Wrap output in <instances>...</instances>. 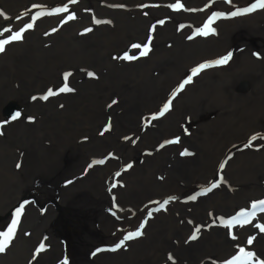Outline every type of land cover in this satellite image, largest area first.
<instances>
[{
    "label": "rangeland",
    "instance_id": "1",
    "mask_svg": "<svg viewBox=\"0 0 264 264\" xmlns=\"http://www.w3.org/2000/svg\"><path fill=\"white\" fill-rule=\"evenodd\" d=\"M255 2L256 0H230V2L229 0H76L75 3H71L70 0H29L24 3H17L16 0L15 2L10 1L11 4H7L4 0H0V12L3 13L0 16V40L10 39L11 35L16 31L24 28L29 23L33 24L31 29H26L23 33L21 40L10 41L9 45L7 44L8 46L5 45V55L10 53V47L13 50L28 48V52H34V63H36L25 67L27 76L11 77L10 79V76L7 75L3 80L0 79V138L6 139L7 137L4 141L0 140V234L8 231L12 225L16 210L20 208L15 206L17 200L24 198L25 193H21L20 191L25 188H32H22L21 185L24 169L23 163H21V151L19 150L26 146L25 143L28 138L24 134L22 135V129L19 126L12 132L14 128L12 123L17 121V118L22 117L23 114H28L25 111L27 104H33L34 101H48L47 111L53 109L58 117L46 116L42 127L39 123L40 118L33 114L34 120L37 121V126L35 127L40 132H45V136L51 139L57 138L56 141H62L64 135H57L55 133L58 129L57 126H55L56 129L51 133L47 131L50 123H56L59 118H64L66 122L73 119V117H70L71 113L65 114L67 111L64 110L70 104L77 105L79 101H81L79 104H83L87 99L89 91H92L94 97L100 99V107L97 109L98 119L89 121V126L91 130H98L96 133L97 138L108 137L111 144L107 148H104L101 153L85 158L83 165L86 168H94V171H99L102 170V167L112 164L108 168L109 174L105 172L100 175V178L105 179L103 189L96 187L92 189L86 188L89 192L85 200L89 210H91L89 206L91 203L87 201L89 197L93 195H96V199L105 195L108 197V204H105L101 212L106 215L108 222L111 223L109 226L112 229L110 233H106L100 228H94L99 237H97L98 239L94 243L93 248H101L103 251L100 252L102 254H97L91 257V259L96 256L105 255L103 257L106 258V262L97 263L115 264L119 257L124 258L129 255L127 254L128 250L123 252L122 248H133L135 241L139 240V237H136L128 241L130 244L122 246L115 251L112 250L120 242L124 234L138 230V227L144 220V216L138 222L140 217L139 210L113 202L111 196L114 194V191H117V188L122 189L125 187V177L129 180L134 172L144 168L146 164H148L152 171L155 167L158 168L159 173L154 178L161 183L159 184L160 186L168 184L167 194L159 196H167L169 202L166 206L171 205L174 201L178 203L186 201L185 194L178 193L181 189L180 185L190 179H197L200 173H207L204 177L205 181L196 183L198 187L196 186L189 192L191 198L195 197V199H191L190 203H195L191 208H185L187 211L190 210L191 215L203 218L198 221L204 224V221L208 220V214L206 217L204 212H208V210L198 209L196 212H193V209L199 204V200H207L208 195L215 191H204L209 179L207 175L208 173L211 175L210 169L206 166L200 169V165L186 162L187 164H185L181 175L174 176L172 174L173 156L176 154L177 157L178 155L182 157V153L192 155L194 152L199 158L202 154L201 151L190 145L191 139H193L191 135H194L199 130L198 124L208 118L216 117L219 111L218 105H234L232 102L217 104L220 100L218 94L206 93L207 98H205L200 93V87L207 80L215 79L216 73L226 72L228 71L227 69L233 68L235 64L240 65L245 53L252 58L253 56H258L260 60L264 61V9H257L252 13L236 17H231L230 15L232 11L238 8L250 7ZM177 3L181 4L182 7L174 8L173 5ZM15 4L22 6H13ZM65 5L68 7L67 12L56 11ZM77 9H79V15L69 20V15L74 16V14L78 13L70 14V12ZM213 14H222L211 24L214 31L209 32L208 35H199L198 32L203 29L209 17L213 16ZM33 17L37 18L33 20ZM83 18L90 19L88 22L89 26L92 25L93 29L98 30L97 33H100V35L104 34V37L108 36L109 39L112 36L113 38L111 39L121 41L123 36L121 31H124L128 34L129 41L127 43L125 41L122 48L113 49V52L110 54L111 56L106 57L112 65L105 68H102L97 59L88 58L89 61H87L85 55L77 59H66L64 47L61 49L60 45H56V49L63 53L64 59L58 61L59 63L55 67H48L46 65L48 85L38 90L33 72L40 68L41 53L51 48L50 39L45 33H48L50 28L55 32L59 30L64 32L65 29L73 27L75 22L83 20ZM97 20L101 21V23H96ZM123 20L136 23L138 26L134 24L123 25ZM145 22L148 23L147 27H145ZM71 23L73 24L70 25ZM65 25L68 26L63 29ZM149 37L151 38L150 40ZM197 40L205 42V44L211 43V48L216 49L214 51L210 50L211 52L201 54L184 63L175 60L173 56L168 54L170 49L174 51L177 47L190 43L194 44ZM33 41L34 46L31 45ZM126 44L129 47H127V50H123ZM136 44L141 47L134 48L133 45ZM145 44H148L149 51L147 55L141 56L140 53L144 50ZM66 46L69 49L73 47L71 43H68ZM107 50V52L111 51L108 48ZM242 51H245V53L242 54ZM229 52L232 53V58L227 64L214 65L203 69L196 76L192 77L191 83L185 85L182 90L177 92L180 84L191 75L192 69L202 63L212 64L215 60L222 58ZM126 56L132 57V59H125ZM1 62L0 60V69H4V72H9L11 68L9 62ZM133 62H135L134 66L138 68L128 67L132 66L130 64ZM121 63L127 65L128 69H124V73H117L119 64ZM89 72L94 73V76L90 77L88 75ZM58 73L59 80L56 81L54 77ZM65 74H69L67 80L64 79ZM78 74H80V77L76 80L75 76ZM163 74H166L167 79L160 86L159 93L151 100L144 102L141 105L142 108H133L132 106H136L135 99L138 97V94H140L139 96H144L145 90L155 79H160ZM76 81H79V83ZM247 84L248 81L246 80L237 82L235 85L237 92L243 91ZM65 86L71 89V91L60 92V89ZM49 89H52L56 95L50 96L47 100L42 99L41 97L46 95ZM174 92H176L175 96L172 95ZM33 97H36V99H33ZM249 97L254 98V93ZM66 100L68 101L66 102ZM113 101L116 102L113 103ZM169 101H171L169 110L161 116L159 114L160 111L163 109L164 104ZM213 105L216 107H213ZM209 108L210 111L203 113ZM17 113H19L18 116ZM14 116H16L15 119H13ZM153 117L156 118L153 119ZM134 119H136L137 123H134ZM6 121L12 125L11 130L6 128ZM85 123L88 126V122ZM251 124L252 122L248 123L247 126ZM79 128L76 126V131L80 133L77 140L87 142L89 140L88 133L82 129L78 130ZM259 130L260 126H253L251 128V132L254 133ZM66 137H69L68 141L70 143L74 136L68 135ZM45 145L48 146V143ZM46 151L49 153L48 149ZM58 152L59 150L55 154L58 162H60ZM61 157L64 165L72 163L70 162L72 159L70 149H64ZM188 157L190 156H184L183 158ZM162 158L165 160H161ZM96 161H103V163H94ZM17 164L20 165L19 168H17ZM175 167L177 166L175 165ZM88 171L90 172L91 170ZM66 174L68 175V172L65 171L64 167L53 186L43 177L41 181H37L34 184L36 186L35 192L41 189V187L48 189L46 192H36L39 197L32 194L37 198L38 203L43 204L42 210L45 213L47 212L46 209L50 208V215H53L55 212L52 211L57 206L63 205L60 202L58 192L63 194L69 191L66 188L67 186H65L64 175ZM27 175H30V172ZM218 176V172L213 173L214 178H218ZM74 180L70 179L69 183L74 182ZM96 189L99 190L98 193H96ZM199 189L203 192H199ZM31 202V200L25 201V203ZM149 203L152 205L149 209L154 210L155 205L153 200ZM66 205L71 206V204ZM37 207L33 206L32 208L36 209ZM25 208L28 207L21 209L19 223L16 226L12 240L9 242L5 252L0 253V264H4L2 260L6 261L8 257L11 258L17 254L24 253V256H20L19 260H16L14 264L34 263L33 254L29 260L30 263L28 260H24V258L30 256V247L17 242L18 237L21 236L27 224V222L22 221ZM260 208L262 209V213H264V207ZM160 212L164 213L158 210V213ZM62 214L63 212L60 216ZM251 214L255 216L253 210L250 211L249 215ZM148 217L149 215L145 220ZM61 219L66 218L62 215ZM178 221L170 229L172 230V234L176 230L179 231L178 234H173V240L165 234L167 233L165 231H162L158 235L157 249L158 254L161 256L159 264H177L178 258H182L180 253L177 254L178 249L167 247L168 244L164 239L166 237L170 238L169 242L173 241L175 244L181 243L180 241L184 236L180 234L184 231L187 232V230H182L187 228V225ZM65 227L70 237L60 235L61 245L63 244L61 248L62 255L64 260L67 259L68 264H73L72 260L77 262L72 257V255L77 256V252L72 253V246L74 245L72 236L74 234L71 235L72 231H70L67 225ZM203 230L202 232L204 233L205 230ZM142 233L144 234V229H142ZM243 245H248L245 236L243 240L236 239V243L232 245L231 251L227 254L228 256L224 257L225 259L217 254L212 257H205L201 264H228L229 261H232V254L243 248ZM93 248L91 246L90 250H93ZM150 249L152 248H148V250ZM87 251L89 252V249ZM152 251H149L151 255ZM34 254L35 256L39 255L35 251ZM91 255L92 253H90ZM170 256L172 259H169ZM247 259H249L247 256H243V260ZM54 264L61 263L56 262Z\"/></svg>",
    "mask_w": 264,
    "mask_h": 264
},
{
    "label": "bare ground",
    "instance_id": "2",
    "mask_svg": "<svg viewBox=\"0 0 264 264\" xmlns=\"http://www.w3.org/2000/svg\"><path fill=\"white\" fill-rule=\"evenodd\" d=\"M10 1L15 2L16 0H4L7 4H11ZM27 1L29 0H17V3ZM13 6L22 5L15 4ZM75 12H78L74 14L77 17L79 9L71 11L70 14ZM89 20L83 18V20L75 22L74 26L68 29H65L68 26L65 25L63 27L65 29L64 32L60 30L55 32L50 28V31L45 33L50 39L51 48L41 53L40 68L33 72L38 90L48 85L46 65L48 67H55L59 63L58 61L64 59V55L66 59H77L85 55L87 61H89L88 58L97 59L102 68L111 67L112 63L106 57L111 56L110 54L113 52V49H120L124 46L125 41L126 43L129 41L128 34L121 31L123 35L121 41L111 39L113 38L112 36L109 39L108 36L104 37V34L100 35V33H97L98 30H94L92 25L89 26ZM126 24L138 26L136 23L123 20V25ZM147 24L145 22V27H147ZM85 29H91V31H85ZM68 43H71L73 47L69 49L66 46ZM31 45L34 46V41ZM56 45H60L61 49L64 47V55L56 49ZM125 46L123 50H127V47H129L127 44ZM211 47V43L205 44V42L197 40L194 44L182 45L174 51L170 49L168 54L173 56L175 60L184 63L201 54L211 52L210 50L214 51L216 49H212ZM107 48L111 51L107 52ZM241 53L244 54L245 51ZM243 57L240 65L235 64L233 68L227 69L228 71L226 72L217 71L215 79L207 80L200 87V93L205 98H207L208 93L218 94L220 100L217 104L232 102L234 105H239H218L219 111L216 117L208 118L198 124L199 130L194 135H191L193 139H191L190 145L201 151L202 154L199 158L194 152L192 155H184L190 156L188 158H183V155L182 157L180 155L177 157L176 154L173 156L172 174L174 176L181 175L185 164H187L186 162L196 163L200 165V169L203 166L210 169L211 175L209 173L207 175L209 179L207 180L205 189L211 188L213 183L217 184V187L212 188L215 191L208 195L207 200H199V204L193 209V212H196L198 209L208 210V212H204L206 217L208 214V220H205V223L202 224L203 222L198 220L203 218L193 216L190 210L187 211L185 209L191 208L195 203H190L192 198L189 196V192L196 186L198 187L196 183L205 181L204 177L207 173H200L197 179H190L180 185L181 189L178 193L185 194L186 201H182V203L174 201L171 205H165V208H160V204L164 200H167V196H159L167 194L168 184L160 186L159 184L161 183L154 178L159 173L158 168L155 167L152 171L148 164H146L144 168L134 172L129 180L125 177V187L122 189L117 188V191H114V194L111 196L113 202L139 210L140 217L138 222L144 216L142 222L144 224V234L138 238V241H135L133 248H122L123 252L128 250L127 254L129 255L124 258L119 257L115 264H159L161 256L158 254L157 249L158 235L162 231H165L167 232L165 234L173 240L172 237L178 234L179 231L176 230L173 235L170 229L178 220L187 225V228L182 229L187 230V232L184 231L180 234L184 236L180 241L181 243L175 244L173 241L169 242L170 238L164 237L165 242L168 244L167 247L178 249L177 254L180 253L182 257L178 258L177 264H201L205 257H212L217 254L225 259L224 257L231 251L232 245L236 243V239L243 240L244 236L247 241L250 238L253 239L251 245H243L245 253L251 252L253 253V257L251 260H243V256L245 257V255H242L239 249L232 254V261L236 260V264H256V261H261L264 264V232L260 231V227H264V213H262L260 207H264V205L259 204L261 200H264V61L260 60L258 56H253L252 58L247 53ZM0 60L2 61L1 63L9 62L11 66L9 72H4V69H0V79L2 80L7 75L10 76V79L11 77L27 76L25 67L36 64L34 63V52H28V48L13 50L10 47L8 55H5V51L0 54ZM134 64L135 62L130 64L132 66L128 67L138 68ZM126 68L127 65L119 64L117 73H124V69ZM79 77L80 74L76 75L75 79L78 80ZM166 79V74H163L160 79H155L145 90V97L138 94V97L135 99L136 106L132 107L142 108L141 105L144 102L151 100L159 93L158 90L165 83ZM54 80H59V73L54 77ZM244 80L248 81V84L243 91L237 92L236 83ZM76 82L79 83V81ZM249 93L250 95L254 93V98L249 97ZM99 100V98L93 96L92 91H89L87 99L83 104H79L81 103L79 101L77 105L70 104L64 110L67 111L65 114L71 113L69 115L73 119L66 122L64 118H59L56 123H50L47 131L51 133L56 129L55 126H57L58 129L55 133L57 135H64L62 141H56L57 138L51 139L45 136V132H40L35 127L37 126V121L34 120L33 114L40 118L39 123L41 125L44 123L46 116L58 117L53 109L47 111L48 101H34L33 104H27L25 111L28 114H23L22 117L17 118V121L12 123L14 126L12 132L19 126L22 129V135L24 134L28 138L25 143L26 146L19 150L21 151V163H23L24 169L21 185L22 188H32L21 190V193H25L24 198H20L16 202L17 205L15 204L16 207H21V205L28 207L24 209L22 219V221L27 222L26 228H24L21 236L17 239V242L30 247V256L24 258L25 261L28 260L29 262L33 254V264L37 261V264H54L56 262L63 264L64 257L61 249L63 246V244L61 245V236L70 237L65 227L67 225L70 231H72L71 235L74 234L72 236L74 244L72 246V253L77 252V256L72 255L77 260V262L72 260L73 264H100L106 262V258L103 257L105 255L96 256L93 259L91 257L102 254L100 252L103 251L101 248H93L94 243L98 239L97 237H99L94 228H100L106 233H110L112 230L109 226L111 223L108 222L106 215L101 212L109 200L106 195L97 199L96 195H93L87 199L88 203H91L89 205L91 210H89L85 198L89 192L86 188L92 189L96 187L103 189L105 179L100 178V175L105 172L109 174L108 168L112 164L102 167V170H99L100 172L94 171V168H86L83 165L85 158L101 153L104 148H107L111 144L108 137L97 138L96 133L98 130H91L89 126V121L98 119L97 109L100 107ZM119 107L121 106L119 105ZM213 107L216 106L213 105ZM208 111H210V108L203 113ZM85 122H88V126ZM251 122L252 124L247 126ZM134 123H137L136 119H134ZM12 125L6 121L5 126L7 129L11 130ZM76 126L80 127L78 130L82 129L88 133L89 140L87 142L77 140L80 133L76 131ZM253 126H260V130L255 133L251 132ZM68 135L74 136L70 143L68 141L69 137H66ZM253 136H256L255 140H251ZM6 139L0 138L1 141ZM249 141H251V146L247 147L246 145L249 144ZM46 143H48V146L45 145ZM46 149L49 150V153H47ZM64 149H70L71 152L72 159L70 162L72 163L68 165H64L62 162L61 153ZM58 150L60 162H58L55 154ZM161 160L165 159L162 158ZM221 164H224L222 169L220 167ZM64 167L65 171L68 172V175L66 174L64 177L65 186H67L66 188L69 191L63 194L58 192L60 202L63 205L57 206L52 211L55 213L50 215L51 209H46L47 212L45 213L42 210L43 204L38 203L37 198L32 195L38 196L37 193L46 192L48 189L41 187V189L36 190V193L34 191L36 187L34 184L37 181H41L43 177L50 185H55ZM88 170L91 171L89 172ZM28 172H30V175H27ZM85 172H87L86 175ZM214 172H218V178L213 177ZM70 179L75 180L69 183ZM98 192L99 190L96 189V193ZM199 192L203 191L199 189ZM26 200H31L32 202L25 203ZM152 200L155 205L154 210L149 209L152 206L149 202ZM66 204H71V206ZM253 204L258 206L253 208ZM33 206L38 207L33 209ZM158 210L164 213H158ZM251 210H253L255 216L249 215ZM62 212V215L66 219H61L62 215L60 216V214ZM149 213L151 215L145 220ZM240 213H247L248 215L241 216ZM235 220H239L240 223L234 222L231 225L227 223V221ZM244 220L248 222L244 223ZM207 223L208 225H206ZM238 227L240 228L238 229ZM203 228L205 230L204 233L202 232ZM194 233H196V239H190ZM127 234H124L123 237ZM41 242L44 243L45 248L43 251L37 253L39 254L38 256H35L34 251L36 252ZM128 244L130 242L125 241L123 246ZM91 246L93 250H90ZM147 246L152 249L148 250ZM87 249H89V252H86ZM149 251H152V255ZM90 253H92L91 256ZM24 254H17L14 257H8L6 261H2L4 264H14Z\"/></svg>",
    "mask_w": 264,
    "mask_h": 264
},
{
    "label": "snow or ice",
    "instance_id": "3",
    "mask_svg": "<svg viewBox=\"0 0 264 264\" xmlns=\"http://www.w3.org/2000/svg\"><path fill=\"white\" fill-rule=\"evenodd\" d=\"M71 3H75L76 0H70ZM230 2V0H229ZM174 8H180L182 7L181 4L177 3L175 5H173ZM257 9H264V0H256L255 3H253L250 7H245L243 9H237L235 11H232L230 13L231 17H236V16H241V15H244L246 13H252L254 11H256ZM57 12H67L68 11V7L67 5H65L63 8H60V9H57L56 10ZM3 13L0 12V16H2ZM219 15H222V14H219ZM219 15L218 14H213V16L209 17L208 19V22L204 25L203 29H201L198 34L199 35H208L209 32H213L214 29H212L211 27V24L212 22L215 20V19H218L219 18ZM37 17H33V20H35ZM75 16L73 15H69L68 16V19L71 20V19H74ZM96 23H101V21L97 20ZM161 23H163L161 21ZM33 27V24L29 23L27 24L24 28H21L19 31H16L15 33H13L10 37V39H6V40H0V53L4 52L5 51V45H7L8 43H10V41H19L22 39V36H23V33L26 31V29H31ZM85 31H91V29H85ZM151 38L149 37V40ZM134 48H140L141 46L136 44V45H133ZM148 51H149V46L148 44H145L144 45V50L140 53L141 56H144V55H147L148 54ZM232 58V53L229 52L227 55L223 56L222 58L220 59H217L215 60L212 64H208V63H202L200 64L198 67L192 69V72H191V75L185 79L183 81V83L180 84L179 88L177 89V92H179L180 90H182L185 85L189 84L192 82V77L196 76L199 72H201L203 69L205 68H209V67H212L214 65H225L229 62V60ZM125 59H132V57H128L126 56ZM68 75L69 74H65V77L64 79L67 80L68 78ZM88 75L91 77V76H94V73L92 72H89ZM67 91H71V89H69L67 86L63 87L60 89V92H67ZM53 95H56V93L52 90V89H49L47 91V94L42 96L41 98L44 99V100H47L50 96H53ZM173 96L176 95V92H174L172 94ZM33 99H36V97H33ZM116 101H113V103H115ZM171 106V101H169L168 103L164 104L163 106V109L160 111V115L163 116L170 108ZM19 115V113H17V116ZM16 116L13 117V119H15ZM156 117H153V119H155ZM107 130V129H105ZM256 139V136H253L251 138V140H255ZM171 142H175V141H171ZM247 147H250L251 146V141H249V144L246 145ZM183 154H186V153H182ZM94 163H103V161H96ZM20 165L17 164V168H19ZM89 167H91V165H89ZM129 167H131V165H129ZM221 169L224 167L223 164L220 165ZM117 175H119V173H117ZM115 186V185H113ZM217 187V184L213 183L211 185V188H206L204 189L205 192H208V191H211L212 188H215ZM192 199H195V197H192ZM168 200H164L161 204H160V208H164L165 205L168 204ZM260 205H264V200H261L259 202ZM258 205L256 204H253L252 207L253 208H256ZM23 208V205H21L20 208H18L16 210V214H15V217L13 218V221H12V225L11 227L8 229L7 232H4L2 234H0V253H4L6 248L8 247L9 245V242L12 240L13 238V235L16 231V226L17 224L19 223V219H20V214H21V209ZM151 215V213H149V216ZM241 216H247L248 214L247 213H240ZM240 223L239 220H235V221H227V223L229 225H231L232 223ZM248 221L247 220H244V223H247ZM144 228V224L141 223L140 227L138 230L134 231V232H129L127 235H125L123 237V239L115 246V248H113L112 250L115 251L116 249L122 247L125 243V241H129V240H132L136 237H140L143 233H142V229ZM198 231V229H197ZM260 231L261 232H264V227H260ZM190 239H196V233H194ZM247 243L249 245H251L253 243V239H248ZM45 248V245L43 242L40 243L39 247L37 248L36 252L39 253L41 251H43ZM240 253L242 255H245L249 258V260L252 259L253 257V253L251 252H247L245 253L244 249L241 248L240 249ZM169 259H172V257L170 256ZM63 264H68V261L67 259H65L63 261ZM228 264H236V260H233V261H229ZM256 264H262L261 261H256Z\"/></svg>",
    "mask_w": 264,
    "mask_h": 264
}]
</instances>
